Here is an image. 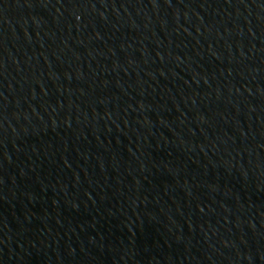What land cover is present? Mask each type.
Masks as SVG:
<instances>
[{"label":"water","instance_id":"95a60500","mask_svg":"<svg viewBox=\"0 0 264 264\" xmlns=\"http://www.w3.org/2000/svg\"><path fill=\"white\" fill-rule=\"evenodd\" d=\"M0 264H264V0H0Z\"/></svg>","mask_w":264,"mask_h":264}]
</instances>
